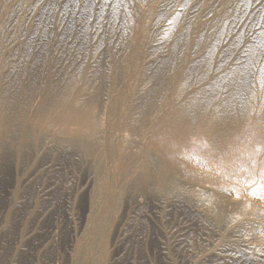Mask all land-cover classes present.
Instances as JSON below:
<instances>
[{"label":"rangeland","instance_id":"rangeland-1","mask_svg":"<svg viewBox=\"0 0 264 264\" xmlns=\"http://www.w3.org/2000/svg\"><path fill=\"white\" fill-rule=\"evenodd\" d=\"M262 68L264 0H0V264H264V180L219 181L203 144L132 135L136 168L147 147L169 158L166 197L106 147L132 104L169 126L186 94L242 99L255 80L264 101ZM87 83L94 138L54 108Z\"/></svg>","mask_w":264,"mask_h":264},{"label":"bare ground","instance_id":"bare-ground-1","mask_svg":"<svg viewBox=\"0 0 264 264\" xmlns=\"http://www.w3.org/2000/svg\"><path fill=\"white\" fill-rule=\"evenodd\" d=\"M88 82L90 83V80ZM192 83L199 84V81L193 80L188 84L190 85ZM90 89L88 87V83L86 85L84 84V87L79 89L74 97L66 99L63 103H61L59 99L55 100L54 108L56 110L55 113L61 112L62 114L66 115L70 125L80 127L84 131L89 132L90 134L88 135L94 138V136L98 135V133L100 132L99 130L101 129V126H103V120L99 115L101 110L99 109L97 103L98 96H96V94L90 95ZM151 95L152 92L149 91L146 95L139 97L146 101L150 100ZM183 98L184 103H182L177 111L174 112V114L176 113L175 118L174 120H172L169 126L166 125L167 122L165 121L157 123L153 122L152 118L149 117L150 113H145L141 119L135 118L133 116L134 110L132 108V104L130 105L131 109L127 110L130 114H128L126 118L123 117L121 123H119L118 125L119 129H121V127H124L125 125L128 129L127 131L129 132L123 130L125 134L123 133L124 135H122L120 139L112 134L113 132L108 134V139H106L108 140V144L106 145L108 151L110 153L114 151L116 154H119L118 156H124L125 158H128L131 161L130 164H134L135 169H139L138 173L140 175V179H137L135 181V183L138 184L136 185L139 186L140 184L141 186L143 184L145 186L146 184L157 186L166 197L170 196L174 189L176 190L177 187L181 186L175 181V178L173 179L170 176L168 162L169 160H167L169 158L161 160L157 158H151L150 148L153 146L154 140L161 141V143L164 145L165 143H167V141H170L171 144H176L178 148L191 147L193 145L199 148V146L203 144L208 148L206 149L207 153H202L203 157L204 155L206 157L205 161L209 162L210 167L213 166L216 172L222 174L221 176H219V178H216L219 181H223L222 179L226 177L229 180V183L231 181L233 182L239 180L241 176L242 178L246 177V183H248V181L249 183H252L253 178L256 176L258 177V181H263L264 175L262 174H264V124L262 123V121L264 120V118L260 120L259 115L262 113V109L260 106L264 103V101L258 97H252L250 99L247 98V100L242 101L241 98L234 96L211 98L206 94L200 95L196 93H192L191 95L186 94L183 96ZM242 104L243 107H241ZM109 116L112 117V115ZM111 117H109L110 121L113 118ZM117 120L118 119H116V121ZM153 123L156 125L153 126ZM112 124L113 123L109 122L110 126H112ZM134 134L141 137V139L144 142L148 143V145H151V147H147L148 149H146L144 159L138 164L137 168L136 164L138 160H135V149L137 148V145L131 146V144H133V141L131 142L130 139V137H132V135ZM72 139L74 140H71V142L77 143L75 142V138ZM97 140L98 142L100 141L99 138ZM97 140L93 142H96ZM78 145L81 146L84 151H86L87 155H90L92 153L91 150H94L93 148H95L94 146L90 145V143ZM155 147H157V145ZM163 147L165 149V146H162V149ZM158 148L160 149V147ZM83 149L81 150L83 151ZM203 150L205 151V147L203 148ZM139 151L140 150H138V152ZM161 155L162 154H160L159 157ZM117 159L114 160L116 161ZM200 159H202V156ZM250 164H252L253 166H251ZM237 165H241L240 169L237 168ZM249 165L252 167L251 170V167L249 168ZM234 169H237L238 173H234ZM257 177L255 181H257ZM148 187L149 186H147V188ZM140 188H142V186ZM207 188L209 189V187ZM206 189L203 188V191L205 192ZM261 217H264V215ZM250 250V254L248 257H250L251 259L254 256L258 255L257 251H254L252 249Z\"/></svg>","mask_w":264,"mask_h":264},{"label":"snow or ice","instance_id":"snow-or-ice-1","mask_svg":"<svg viewBox=\"0 0 264 264\" xmlns=\"http://www.w3.org/2000/svg\"><path fill=\"white\" fill-rule=\"evenodd\" d=\"M105 5H108L111 3V0H104ZM124 0H117V4L118 6L123 3ZM77 7L79 8V4H77ZM91 8V5L85 4V11H89ZM262 72H264V68L261 69ZM241 86L244 88V92H242V99H247L248 96L246 94H250L252 97H255L258 91V85L257 82L255 80H248V81H241ZM259 90L264 91V78H262L259 82ZM241 107H243V104L241 105ZM264 175V174H262ZM257 191L258 189L253 188L251 195L254 198H260L257 196ZM237 198H239L238 194H237Z\"/></svg>","mask_w":264,"mask_h":264}]
</instances>
